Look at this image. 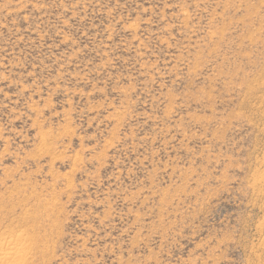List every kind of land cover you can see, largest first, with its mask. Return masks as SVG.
<instances>
[{"label":"rangeland","instance_id":"374dc122","mask_svg":"<svg viewBox=\"0 0 264 264\" xmlns=\"http://www.w3.org/2000/svg\"><path fill=\"white\" fill-rule=\"evenodd\" d=\"M17 236L11 264H264V0H0Z\"/></svg>","mask_w":264,"mask_h":264},{"label":"bare ground","instance_id":"6f19581e","mask_svg":"<svg viewBox=\"0 0 264 264\" xmlns=\"http://www.w3.org/2000/svg\"><path fill=\"white\" fill-rule=\"evenodd\" d=\"M7 243L12 247L0 250V264H11V260L13 261L20 256V236L10 239Z\"/></svg>","mask_w":264,"mask_h":264}]
</instances>
